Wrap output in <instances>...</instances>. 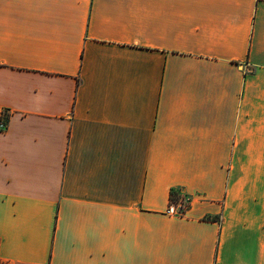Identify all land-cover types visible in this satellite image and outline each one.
Returning <instances> with one entry per match:
<instances>
[{
    "label": "crops",
    "instance_id": "0c3cea01",
    "mask_svg": "<svg viewBox=\"0 0 264 264\" xmlns=\"http://www.w3.org/2000/svg\"><path fill=\"white\" fill-rule=\"evenodd\" d=\"M0 109V264H264V0H0Z\"/></svg>",
    "mask_w": 264,
    "mask_h": 264
},
{
    "label": "built area",
    "instance_id": "2783aa9c",
    "mask_svg": "<svg viewBox=\"0 0 264 264\" xmlns=\"http://www.w3.org/2000/svg\"><path fill=\"white\" fill-rule=\"evenodd\" d=\"M9 113L10 111L6 109H0V131H5L7 129ZM186 203V200L171 203L168 213L177 215L184 214L186 212Z\"/></svg>",
    "mask_w": 264,
    "mask_h": 264
},
{
    "label": "rangeland",
    "instance_id": "374dc122",
    "mask_svg": "<svg viewBox=\"0 0 264 264\" xmlns=\"http://www.w3.org/2000/svg\"><path fill=\"white\" fill-rule=\"evenodd\" d=\"M173 196H175V195H173ZM180 200H181L180 197H177L176 200H175V202L180 201ZM187 205L188 204L186 203V209H187Z\"/></svg>",
    "mask_w": 264,
    "mask_h": 264
},
{
    "label": "trees",
    "instance_id": "16d2710c",
    "mask_svg": "<svg viewBox=\"0 0 264 264\" xmlns=\"http://www.w3.org/2000/svg\"><path fill=\"white\" fill-rule=\"evenodd\" d=\"M174 194H176V192L175 191H172L171 192V195H174ZM172 199H176V198L172 197ZM172 201L174 202V200H172Z\"/></svg>",
    "mask_w": 264,
    "mask_h": 264
}]
</instances>
